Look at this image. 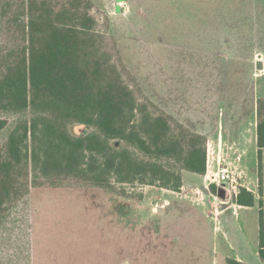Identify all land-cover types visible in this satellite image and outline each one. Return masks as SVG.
Segmentation results:
<instances>
[{"label": "rangeland", "instance_id": "1", "mask_svg": "<svg viewBox=\"0 0 264 264\" xmlns=\"http://www.w3.org/2000/svg\"><path fill=\"white\" fill-rule=\"evenodd\" d=\"M91 1L101 24L108 20L107 31L123 62L157 105L197 132L252 129L257 99L264 96V0ZM14 119L0 116V140ZM69 128L74 135L86 131L81 124ZM227 147L224 161L236 172L241 166L247 175L236 173V184L243 187L246 178H254L256 146L247 147L241 164ZM185 181L202 178L187 171ZM252 186L258 207L243 209L240 218L233 210L223 214L217 239L212 233L216 223L205 219L198 205L164 194L160 187H131L144 198H129L127 206L107 201L108 207L96 213L89 209L95 200L90 192L110 191H95L79 181L32 188L0 225V264H227L220 254L228 248L224 231L236 242L246 240L260 262L263 185ZM166 199L167 210L155 212ZM121 216L128 226L127 252L118 255V263L98 254L95 246L101 237L98 227L116 224ZM216 241L222 246L215 253Z\"/></svg>", "mask_w": 264, "mask_h": 264}, {"label": "trees", "instance_id": "2", "mask_svg": "<svg viewBox=\"0 0 264 264\" xmlns=\"http://www.w3.org/2000/svg\"><path fill=\"white\" fill-rule=\"evenodd\" d=\"M107 29L91 0H0V116L15 117L0 140V225L32 188L79 181L142 200L129 188L180 192L183 171L207 173V135L145 93ZM257 119L261 149L264 96ZM71 124L86 131L74 135ZM210 188L226 197L217 184ZM237 201L253 206L254 194L242 187Z\"/></svg>", "mask_w": 264, "mask_h": 264}, {"label": "crops", "instance_id": "3", "mask_svg": "<svg viewBox=\"0 0 264 264\" xmlns=\"http://www.w3.org/2000/svg\"><path fill=\"white\" fill-rule=\"evenodd\" d=\"M261 97V96H260ZM255 117L252 129L245 130L244 126H241L240 132H200L208 137V167H207V173L205 175H200L202 178V181L195 182V183H187L185 181V172L183 171V186L180 192L173 191L170 189L163 188L162 191H164V194L169 193H175L179 196L184 197L185 199L190 200L192 203L198 205L202 210L203 214L205 216V219H209L211 221H214L216 223V226L214 227V231H212L213 238L217 239L216 236L221 232L222 226H221V217L226 212L233 210L234 214L240 218L241 211L243 209H251L254 206L258 205L256 204V195H255V188L251 185L262 182L263 185V211H264V147L259 148L257 138H258V119H257V106L255 110ZM229 142V144H228ZM255 145L256 146V153L257 157H255L256 165H253V172H254V178L252 176V179L249 180L248 178L245 183H243L244 187H246L249 191H251L254 194L255 198V204L253 206L249 205H242L239 204L237 201L238 194L233 193L230 194L226 191V197H221L220 195L213 193L210 185L211 182L209 180V176L211 173L215 172L217 169V166L219 164V160L226 157L224 156L227 146H231L229 148L231 149L233 154L235 152L236 160L239 162V164L243 163L244 155L248 151L249 146ZM238 153V154H236ZM231 161V160H230ZM234 164H236L234 161H232ZM237 167V173H241L242 178L247 177L245 175V171L240 166V169ZM251 184V185H248ZM190 187L187 189V187ZM88 188H85L86 190ZM95 188V191H98ZM103 190V189H102ZM188 191V192H187ZM94 195H91L89 197H95V200L92 201V204H90L89 209L90 211H100L103 210L104 207H108L106 202L115 201L118 204L123 205V202L128 203V197L120 196L118 194L107 192L108 194H100L98 192H90ZM85 195V194H84ZM88 197V196H86ZM99 199H103L105 201L104 204L98 203ZM170 203L168 199L160 201L157 203L155 212L163 213L167 210V205ZM260 208L259 207V214H260ZM87 210V208H86ZM210 223V221H208ZM207 222V223H208ZM208 223V224H209ZM209 229V227H208ZM99 234L101 235L100 239L97 241L99 242L97 246H95L96 252L98 251V254L105 255L109 261H113V258L115 261L119 263L118 255L121 254L123 257V250L127 252V231L128 226L124 225V219L123 216L117 221L116 224H113L111 226H108L104 228V225L98 227ZM210 231V229H209ZM223 233V232H222ZM224 235V242L228 245V248L220 251V254L222 258L226 261L227 257H234L240 261H243L247 264H264V262L261 261L259 257V261L257 262L256 257L254 253L251 251L250 247L247 244V241L242 239L240 242H236L234 238L230 236V234L226 231L223 233ZM221 243H218V241L215 242V253L216 248L219 249L221 247ZM259 249H260V223H259ZM259 249L257 251V254L259 256ZM127 256V253H126ZM127 260V257H126ZM123 264V263H122ZM127 264V261L124 263Z\"/></svg>", "mask_w": 264, "mask_h": 264}, {"label": "built area", "instance_id": "4", "mask_svg": "<svg viewBox=\"0 0 264 264\" xmlns=\"http://www.w3.org/2000/svg\"><path fill=\"white\" fill-rule=\"evenodd\" d=\"M225 159L222 158L219 160V164L215 172L211 173L209 180L211 184H217L225 191L230 194L237 193L239 194L241 186H237L236 183H239L236 169L229 163L225 162ZM208 167V159H207ZM243 185V184H242ZM244 187V185H243Z\"/></svg>", "mask_w": 264, "mask_h": 264}, {"label": "water", "instance_id": "5", "mask_svg": "<svg viewBox=\"0 0 264 264\" xmlns=\"http://www.w3.org/2000/svg\"><path fill=\"white\" fill-rule=\"evenodd\" d=\"M257 66H258V68H262L263 63H262L261 61H259V62L257 63Z\"/></svg>", "mask_w": 264, "mask_h": 264}]
</instances>
